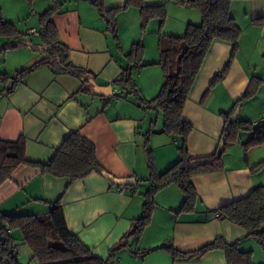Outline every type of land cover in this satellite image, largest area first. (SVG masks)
Returning <instances> with one entry per match:
<instances>
[{
	"label": "crops",
	"instance_id": "1",
	"mask_svg": "<svg viewBox=\"0 0 264 264\" xmlns=\"http://www.w3.org/2000/svg\"><path fill=\"white\" fill-rule=\"evenodd\" d=\"M54 1L58 8L52 22L59 41L69 48L70 62L92 73L96 85H111L113 94L95 96L92 86L91 93L80 92V81L55 77L46 67L24 78L11 94H5V89L11 88L8 78L42 58L36 50L40 44L39 15L43 12L33 9L34 18L23 23L22 19L4 18L20 35L16 39L0 38V140L14 142L21 138L25 158L46 163L61 143L77 132L94 145L104 172L116 179L132 178L136 185L117 186L96 173L73 181L21 164L0 185V213L44 217L51 205L58 203L68 232L98 259L106 260L113 254L111 264H226L221 250L210 251L201 258L174 259L160 248L172 245L181 253H189L216 238L237 243L240 252L257 254L252 263L262 264L264 255L257 241L246 237L244 229L218 213L220 207L248 196L254 187L264 186V165L255 168L264 161V143L244 146L253 138L252 131L239 133L236 142L222 155L220 171L192 177L198 196L193 212H179L184 196L178 187L170 185L155 195L151 221L142 234L130 235L135 221L143 214L144 195L150 187L145 142L151 149L156 171L161 174L178 160L179 140L161 133V115L140 105L134 94L121 91L114 82L128 66L124 56L133 44L141 42L143 66L134 68L135 83L144 99L154 98L163 82L157 65L160 34L183 35L187 24L200 22V12L174 0H144L147 7L164 5L167 17L163 25L159 19L149 20L142 30L138 9L120 10L116 14L117 47L95 5L81 0ZM125 2L103 0V7L113 11ZM238 4L245 12L234 19L245 29H240L228 75L214 83L215 75L223 70L233 50L231 42L215 39L184 104L183 120L192 126L186 142L191 159L218 152L225 116L230 114L232 120L235 104L254 78L259 81L258 90L242 101L237 118L252 124L264 118V23L254 21L264 17V0H241ZM232 9L231 4L230 12ZM15 21L25 33L18 30ZM6 44L17 47L1 51ZM4 76L6 82L1 78ZM149 250L152 251L146 253ZM17 262L22 264L20 252ZM31 263L36 264L33 259Z\"/></svg>",
	"mask_w": 264,
	"mask_h": 264
},
{
	"label": "trees",
	"instance_id": "2",
	"mask_svg": "<svg viewBox=\"0 0 264 264\" xmlns=\"http://www.w3.org/2000/svg\"><path fill=\"white\" fill-rule=\"evenodd\" d=\"M174 1L177 4H187L198 10L201 20L198 24H187L181 36H159L157 65L161 69L163 82L157 95L149 100L144 99L135 83L134 68L143 66L141 62L144 47L141 42L133 44L130 51L124 56L128 61V66L122 70L121 76L114 82V85L121 91H125L129 95L134 94L140 105L161 115V133L179 140L177 144L178 160L161 174L157 173L151 149L147 141L145 142L150 189L144 195L143 214L135 221L130 234L136 237L142 234L151 221L157 192L170 185H175L184 196V202L179 212H193L198 199L192 184L194 175L220 171L222 155L229 146L236 142L240 132H253V138L244 145L245 147L264 143V126H255L238 118L232 121L229 114L225 116L224 134H227V137L224 146L206 158L191 159L189 157L186 142L192 131V126L183 120L184 104L204 58L215 39L231 42L233 50L223 70L215 75L214 83L222 81L228 75L241 34L240 27L230 14V6L232 2L241 0ZM143 2L144 0H126L123 7L113 11L104 10L103 0H96L93 4L105 20L107 31L111 34L117 47H119V42L116 14L120 10L131 7L138 9L142 30L151 19H159L161 25L166 20L167 13L164 5L147 7L143 5ZM57 6L54 5L39 15L38 39L40 44L36 51L42 55V58L29 68L18 72L14 78H8V80L11 79V88L5 89V94L9 95L14 92L24 78L43 67L48 68L55 77L68 76L80 81L83 85L80 92L91 93V85L86 80L93 79L92 73L73 65L69 60L68 46L59 41L57 28L52 22ZM254 21L262 24L264 17ZM19 35L14 25L4 21L0 14V38L16 39ZM15 47L17 45L6 44L1 48V51ZM2 80L6 82L7 77L4 76ZM258 86L259 81L255 78L252 79L243 97L235 104L236 110L242 101L250 98L258 90ZM196 162L199 163L198 166L192 167V163ZM21 164L38 168L42 173L53 177H68L73 181L83 179L92 173L101 175L103 172L102 167L98 164L94 145L77 132L71 133L46 163L31 162L25 158L23 139L20 138L14 142L0 140V185L8 180L12 172ZM262 165H264V161L255 165V168ZM218 213L223 219L244 229L246 237L254 238L264 253V186L254 187L248 196L220 207ZM16 231L20 233L23 244L29 250L31 258L36 264H111L113 260V254H110L106 260L98 259L74 235L68 232L62 208L58 203L51 205L49 212L44 217L0 213V264H19L17 256L20 247L13 238V233ZM160 248L174 259L201 258L210 251L221 250L225 254L226 264H252L251 252H240L237 243L228 244L222 238H216L200 249L189 253H181L172 245ZM150 251L152 250L146 253Z\"/></svg>",
	"mask_w": 264,
	"mask_h": 264
},
{
	"label": "rangeland",
	"instance_id": "3",
	"mask_svg": "<svg viewBox=\"0 0 264 264\" xmlns=\"http://www.w3.org/2000/svg\"><path fill=\"white\" fill-rule=\"evenodd\" d=\"M239 1H234L232 3L233 9L230 12L231 16L235 17L237 16L238 18L243 16L245 9L242 7V4H238ZM56 5L54 0H0V14L2 18L6 20H19L22 19V23L25 22L27 19H32L34 18L33 16V9L38 10L41 9L42 12H45L43 10H47L51 7ZM175 22V19L172 20V23ZM16 22V21H15ZM23 26V25H22ZM16 27L20 32L25 33V29H22L21 25L19 27L18 23L16 22ZM241 30H244L245 27L242 25ZM160 36H171V35H166L165 33H161ZM1 54V53H0ZM1 57V56H0ZM1 65L2 62H0V70H1ZM1 72V71H0ZM3 78V77H1ZM0 80V86H3ZM2 88V87H0ZM242 145V143H241ZM150 187L148 188V190ZM13 238L16 242V244L20 247V256L22 259V264H30L31 261V255L27 247L23 244L22 238L19 232H14L13 233ZM258 245V244H257ZM22 246V247H21ZM260 248V246L258 245ZM261 251V248H260ZM262 253V251H261ZM264 255V253H262ZM254 256V257H253ZM253 258V259H252ZM258 258L257 254L256 255H251V259L256 262V259ZM260 262V261H259ZM262 264H264V259H261ZM33 264V263H31ZM253 264V263H252Z\"/></svg>",
	"mask_w": 264,
	"mask_h": 264
},
{
	"label": "water",
	"instance_id": "4",
	"mask_svg": "<svg viewBox=\"0 0 264 264\" xmlns=\"http://www.w3.org/2000/svg\"><path fill=\"white\" fill-rule=\"evenodd\" d=\"M87 83H89L92 86V94L95 96L99 97H110L113 94L112 91V86L109 85L107 87H101L96 85L94 79H87ZM239 113V108L236 110L235 114L232 117V121H235L237 119V115ZM227 134H224L221 142H220V147L224 146L225 140H226ZM199 163H192V167L198 166ZM101 175L107 179L110 183L117 185V186H124V187H134L136 185L134 179L129 178V179H116L109 175L106 172H102Z\"/></svg>",
	"mask_w": 264,
	"mask_h": 264
},
{
	"label": "built area",
	"instance_id": "5",
	"mask_svg": "<svg viewBox=\"0 0 264 264\" xmlns=\"http://www.w3.org/2000/svg\"><path fill=\"white\" fill-rule=\"evenodd\" d=\"M81 1H85L89 4H94L96 0H81ZM31 34H35V31L34 30H31L30 31ZM255 126H264V118H261L259 119L258 121H256L254 123Z\"/></svg>",
	"mask_w": 264,
	"mask_h": 264
}]
</instances>
